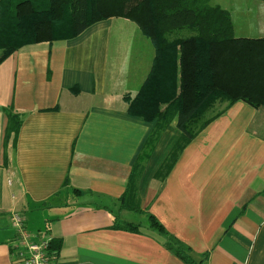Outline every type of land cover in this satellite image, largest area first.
Returning <instances> with one entry per match:
<instances>
[{
  "label": "crops",
  "instance_id": "crops-1",
  "mask_svg": "<svg viewBox=\"0 0 264 264\" xmlns=\"http://www.w3.org/2000/svg\"><path fill=\"white\" fill-rule=\"evenodd\" d=\"M209 3L230 12L235 36L264 38V0ZM154 57L137 24L111 17L73 39L23 46L0 64V264H13V212L34 239L60 244L54 264H186L149 215L197 259L207 255L198 264H264V107L230 105L160 178L181 134L173 120L143 159L141 210L121 206L156 126L128 113L125 95L137 94ZM8 107L23 115L15 147L5 144ZM125 222L138 230L118 228Z\"/></svg>",
  "mask_w": 264,
  "mask_h": 264
},
{
  "label": "trees",
  "instance_id": "trees-1",
  "mask_svg": "<svg viewBox=\"0 0 264 264\" xmlns=\"http://www.w3.org/2000/svg\"><path fill=\"white\" fill-rule=\"evenodd\" d=\"M111 17L134 22L155 48L151 71L134 97L125 95L127 111L156 122L145 154L132 169L121 206L140 211L137 178L143 159L161 132L175 119L180 137L158 169L166 177L185 147L230 105L242 100L264 107V38L237 37L230 12L209 0H0V64L28 44L77 37L92 24ZM188 29V36H180ZM75 89V88H74ZM217 103H226L211 117ZM5 144L15 147L23 115L7 108ZM151 225L164 237L166 247L186 264L204 262L171 235L153 216ZM118 228L137 231L125 222ZM51 248L60 244L52 240Z\"/></svg>",
  "mask_w": 264,
  "mask_h": 264
},
{
  "label": "built area",
  "instance_id": "built-area-1",
  "mask_svg": "<svg viewBox=\"0 0 264 264\" xmlns=\"http://www.w3.org/2000/svg\"><path fill=\"white\" fill-rule=\"evenodd\" d=\"M11 224L16 230V239L11 246L13 264H54L51 236L45 234L40 239H34L19 212L12 213Z\"/></svg>",
  "mask_w": 264,
  "mask_h": 264
},
{
  "label": "rangeland",
  "instance_id": "rangeland-1",
  "mask_svg": "<svg viewBox=\"0 0 264 264\" xmlns=\"http://www.w3.org/2000/svg\"><path fill=\"white\" fill-rule=\"evenodd\" d=\"M180 36H188L189 34H190V31L188 30V29H184V30H181L179 33H178ZM129 39H130V37H129ZM132 39V38H131ZM149 41V40H148ZM151 41V40H150ZM132 52L131 53H127V56H133V54H134V52H133V50H131ZM134 59V58H133ZM131 60H132V58H131ZM111 61L113 62V63H117V55H115V56H112V58H111ZM218 109V108H217ZM139 218V217H138ZM139 222V221H138ZM140 223L142 224V226H146V221H140ZM45 232V231H44Z\"/></svg>",
  "mask_w": 264,
  "mask_h": 264
}]
</instances>
